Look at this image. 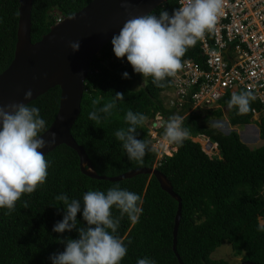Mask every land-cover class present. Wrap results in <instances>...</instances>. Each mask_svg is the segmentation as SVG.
Instances as JSON below:
<instances>
[{
  "label": "trees",
  "instance_id": "obj_1",
  "mask_svg": "<svg viewBox=\"0 0 264 264\" xmlns=\"http://www.w3.org/2000/svg\"><path fill=\"white\" fill-rule=\"evenodd\" d=\"M92 0H32L31 42L36 43L46 35L56 18L64 19L80 11ZM177 9L175 0H166L152 14L159 17L161 10L169 15ZM18 24V0H0V74L7 69L14 57ZM110 40L93 59L86 76L80 113L70 134L88 157L98 176L113 178L137 169H152L156 163L155 150H149L143 164L128 159L127 153L115 133L126 129V113H142L153 120L157 113L163 118L174 114L183 117V127L189 137L204 136L216 144L218 154L208 156L198 143L188 137L182 144H173L176 152L164 157L156 170L171 184L173 192L181 199V216L176 236V253L183 264H229L225 260H213L214 251L223 244L230 246L241 263L264 264V199L260 196L264 184V145L249 148L241 142L235 131L223 134L209 126L212 118H221V110L198 113L189 111L184 103L179 113L165 109L159 100L161 91L152 78L144 79L136 73L127 57L115 56ZM182 60L201 63L199 41L188 49ZM127 72L130 78H124ZM138 86L135 88V86ZM243 91H237L239 94ZM123 93V99H116ZM60 89L54 87L29 102L37 107L46 122L45 132L53 122L59 107ZM100 103L93 106L92 101ZM231 95L221 101L231 126L251 122V111L238 115V108H228ZM115 100L111 115L98 113L99 123L89 119V113ZM251 109L256 106L250 101ZM164 134V128L159 130ZM260 138L264 139V119L259 123ZM136 138L149 144L148 129L138 126ZM49 163L46 183L31 195L25 194L17 203L15 211L6 215L0 209V264H53L52 257L66 250L68 239H79V227H87L83 219V195L90 191H103L119 186L142 198V213L137 223H132L119 209L112 208L113 219L120 223L114 235L127 248L121 264H137L147 258L155 264H179L172 250V230L177 202L161 190L153 176L137 175L119 182L97 180L83 175L79 169L77 154L60 145L45 155ZM67 194L69 200L81 202L77 214V228L58 233L53 231L66 215L62 202L56 200ZM27 201L29 207L24 208ZM111 232V230H109ZM64 241V242H61ZM240 263V264H241Z\"/></svg>",
  "mask_w": 264,
  "mask_h": 264
},
{
  "label": "clouds",
  "instance_id": "obj_2",
  "mask_svg": "<svg viewBox=\"0 0 264 264\" xmlns=\"http://www.w3.org/2000/svg\"><path fill=\"white\" fill-rule=\"evenodd\" d=\"M178 4L179 8L175 9L172 15L166 10H161L159 17L149 13L128 19L119 34L111 41L115 56L119 59L127 57L133 70L141 74L144 79L151 77L158 88L166 87L165 81L168 78L177 77L184 66L182 58L189 48L203 40L206 35L216 32L225 8V0H179ZM57 19L55 23H58ZM59 19L60 22L63 20ZM69 46L73 51H78L80 48L79 41L70 42ZM123 77L130 78L127 72L123 73ZM32 96L33 92L29 89L25 92L24 98L30 100ZM123 98V93H116V99ZM255 99L251 90L239 94L234 92L227 102L228 108H238L237 114L245 115L252 110L250 101ZM99 103V99L92 101L94 108ZM162 106L179 113L184 105L178 110L166 108L163 104ZM115 107V100L106 103L103 107L91 111L89 119L99 123L101 117L98 113L111 115ZM221 107L216 110L223 112L222 117H225V120L221 121V117L212 118V121L221 122L223 126L212 128L223 134L236 132V126H231L227 120V111H224L222 105ZM193 111L207 112L200 109L192 110L190 106L187 114ZM147 119L144 114L129 110L125 116V122L129 127L119 129L115 133L116 138L122 142L128 159L141 165L146 153L154 150L151 148V139L149 148L145 140L136 138L138 126L143 125ZM251 122H253L252 117ZM45 125L46 122L41 118L37 107H29L24 103H10L6 108L0 106V126H2L0 127V209H7L6 215L15 211L17 203L25 194L31 195L46 183L49 163L41 149L49 144H55L57 133L52 132L50 140L46 141L39 135ZM182 125L183 117L174 114L157 130L159 137L170 144L173 149L172 154L176 152L173 144H182L190 135ZM162 128L164 134L159 133ZM255 130L260 138L259 130L256 128ZM148 135L150 138L149 130ZM189 138L192 142L198 143L208 156L211 155L210 153L218 154L216 144L211 143L208 138L204 136ZM204 142L208 144L203 149ZM164 157L170 156L163 155L162 159H159L158 153L156 154L153 170H156ZM260 196L264 199V184ZM56 200L63 203L66 215L62 222L55 225L53 231L63 233L77 228V214L81 211V202L77 199L70 201L67 194L58 195ZM142 202L139 195L122 190L119 186L108 189L106 194L94 190L86 192L83 195V219L87 222V227H79V239L66 241V250L52 257L53 264H121L127 255V248L123 241L114 235L120 221L113 219L112 208L115 206L119 209L121 217L126 214L132 223H137L142 213V208L139 206ZM23 207H29L27 201L24 202ZM258 230L264 231V224H261ZM137 264H155V262L143 258L139 259Z\"/></svg>",
  "mask_w": 264,
  "mask_h": 264
},
{
  "label": "water",
  "instance_id": "obj_3",
  "mask_svg": "<svg viewBox=\"0 0 264 264\" xmlns=\"http://www.w3.org/2000/svg\"><path fill=\"white\" fill-rule=\"evenodd\" d=\"M166 0H92L80 11L64 18L50 27L40 41L31 42L32 0H18V24L14 57L0 74V106L35 100L49 89H60L59 107L56 116L40 136L50 140L57 133L55 144L41 149L44 155L55 147L64 145L78 156L80 172L90 178L119 182L137 175L153 176L162 191L177 202V211L172 230L176 253V236L181 216V199L173 192L169 181L157 170L137 169L113 178L98 176L84 150L72 138L70 131L79 113L86 76L90 64L100 50L118 35L124 23L132 18L152 13ZM75 17V19H70ZM79 41L80 48L73 51L70 42ZM31 89L33 96L26 100L25 92ZM2 127V126H0ZM241 264H251L244 262Z\"/></svg>",
  "mask_w": 264,
  "mask_h": 264
},
{
  "label": "built area",
  "instance_id": "obj_4",
  "mask_svg": "<svg viewBox=\"0 0 264 264\" xmlns=\"http://www.w3.org/2000/svg\"><path fill=\"white\" fill-rule=\"evenodd\" d=\"M175 1L179 8V0ZM199 44L201 63L183 61L182 70L162 93L164 106L178 110L188 102L192 110H216L222 108L225 96L251 90L256 97L251 117L259 125L264 119V0H225L216 32ZM156 117L160 124L165 123L161 114ZM160 127L152 128L150 139L151 148L162 159L171 156L173 149L159 137ZM207 144L204 142L203 149Z\"/></svg>",
  "mask_w": 264,
  "mask_h": 264
},
{
  "label": "rangeland",
  "instance_id": "obj_5",
  "mask_svg": "<svg viewBox=\"0 0 264 264\" xmlns=\"http://www.w3.org/2000/svg\"><path fill=\"white\" fill-rule=\"evenodd\" d=\"M137 87L138 86L136 85L135 88H137ZM159 100L164 105V102H165L164 101V95L159 94ZM224 120H225V117H222L221 121H224ZM207 123L211 127L217 126V128H221L223 126V124L221 122H216L215 120L212 121V119H210ZM153 124H156V126L153 127ZM144 125L148 128V130L151 133L152 128H157L160 126L163 127L165 125V123L160 124L159 121L157 120V117H156V121L147 119L144 122ZM254 127L257 130H259V125L256 122H250L249 125L247 124L246 126H237L235 128L238 135L240 134V140L252 149L264 145V139L258 138L257 132H256ZM210 154H211L210 156H212V153H210ZM211 258L213 260H222L223 259V260L227 261L229 264H240L241 263V258L235 257L233 255L231 249H230V246L227 244H223L221 247L217 248L214 251V253L212 254Z\"/></svg>",
  "mask_w": 264,
  "mask_h": 264
},
{
  "label": "crops",
  "instance_id": "obj_6",
  "mask_svg": "<svg viewBox=\"0 0 264 264\" xmlns=\"http://www.w3.org/2000/svg\"><path fill=\"white\" fill-rule=\"evenodd\" d=\"M237 126H243V125H236V127H237Z\"/></svg>",
  "mask_w": 264,
  "mask_h": 264
}]
</instances>
